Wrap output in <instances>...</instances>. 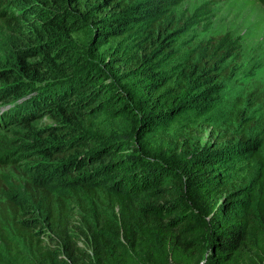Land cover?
Segmentation results:
<instances>
[{"label": "trees", "instance_id": "16d2710c", "mask_svg": "<svg viewBox=\"0 0 264 264\" xmlns=\"http://www.w3.org/2000/svg\"><path fill=\"white\" fill-rule=\"evenodd\" d=\"M164 3L0 0V22L19 41L17 67L0 73V84L12 81L2 96L16 100L3 122L19 127L0 152V165L18 170L0 173V264H108L154 236L223 264L264 233V121L215 136L212 151L235 148L236 164L195 158L204 121L180 122L196 112L180 95L220 79L232 44L206 42L180 78H166L161 57L180 34L160 23ZM144 24L128 49L122 41ZM136 78L143 98L129 86ZM254 97L264 105V92ZM45 116L53 122L37 126Z\"/></svg>", "mask_w": 264, "mask_h": 264}, {"label": "rangeland", "instance_id": "374dc122", "mask_svg": "<svg viewBox=\"0 0 264 264\" xmlns=\"http://www.w3.org/2000/svg\"><path fill=\"white\" fill-rule=\"evenodd\" d=\"M125 1L137 5L145 0ZM163 1H165L164 7L158 14L160 23L163 27L166 25L173 27L167 35L177 30L180 34L171 41L179 42L177 51L161 57L160 64L166 78L171 80L180 78L186 72L188 58L186 56L198 48L205 50L203 45L206 42L219 40L232 44L227 57L221 63L224 74L222 73L220 79H217L211 87L193 81L189 83L190 90L180 95L181 101L188 99L196 106V112L183 113L180 122H200L197 119L204 121L201 130L195 132L191 142V155L195 158L224 156L230 164H236L238 153L235 148H224L221 152L212 149L215 136L221 135L233 126L239 128L242 120L255 118L258 122L264 121V105L255 104L254 97L257 92H264V3L260 0ZM147 29L146 24L136 28L133 34H129L122 42H128L127 48L131 49L136 38L143 32L146 33ZM15 38L12 27L0 22V73L17 67L18 60L12 50V47L19 42ZM1 77L3 78L2 75ZM145 82L146 79L136 78L129 86L137 96L143 98ZM9 83L2 81L0 90ZM38 84L29 85L30 94L34 93L33 88ZM193 90L196 94H192ZM15 101L2 96L0 92V152L5 149V142L12 140L14 132L19 129L16 125L3 122L2 119L15 110ZM52 122L49 116H45L38 120L36 125L44 127ZM259 132L257 129L252 134V138L258 139ZM246 166L252 175H256L260 169L257 162L252 163L251 166L247 162ZM241 171L245 173V169ZM2 172L16 176L18 170L0 165V173ZM212 202L214 201L208 203L211 210L220 203V200H217L216 204ZM211 217L212 213L208 218ZM89 251L92 253L91 249ZM128 252L127 258L116 257L108 264H206L208 255L206 253L204 256L196 257L192 253L181 254L157 236L147 238ZM223 264H264V233L253 237L241 252L234 254L230 262Z\"/></svg>", "mask_w": 264, "mask_h": 264}]
</instances>
